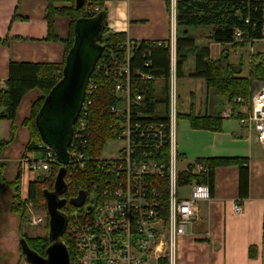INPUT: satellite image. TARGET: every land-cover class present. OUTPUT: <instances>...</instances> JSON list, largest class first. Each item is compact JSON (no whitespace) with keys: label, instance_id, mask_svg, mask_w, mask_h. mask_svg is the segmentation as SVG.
<instances>
[{"label":"trees","instance_id":"obj_1","mask_svg":"<svg viewBox=\"0 0 264 264\" xmlns=\"http://www.w3.org/2000/svg\"><path fill=\"white\" fill-rule=\"evenodd\" d=\"M108 0H49L45 19L48 22L50 40L63 41L54 32V23L57 15H67L71 19L69 37L64 40L65 59L73 45L75 36V24L83 17H95L103 15L104 28L101 35V42L104 46H113L119 54V61H126L127 55V36L123 32H115L109 28L107 22L108 10L105 3ZM176 75L182 77L184 65L189 56H194L195 65L189 74L193 78H202L208 87L214 89L215 93L221 97H226L235 106L236 97L249 98L251 96V86L253 81H264V55L261 52L250 53L249 70L247 76H242V62L235 66L229 61V55L222 50L218 59L210 56L209 41L221 45L231 44L232 46H246L254 44L253 41L264 39V0H177L176 1ZM236 29L242 31L240 41H235L234 32ZM198 30L207 31V35L201 37L197 35ZM199 39H206L208 42L198 44ZM132 46V56L130 58L131 71V95L141 94L145 98L147 109L154 111V103L159 99L167 107L168 101V76L170 71V51L169 47L161 42L142 40L134 41ZM9 43L8 38L0 39V44ZM65 59L61 63L46 62H17L13 61L9 66V78L6 80V87L0 89V119L12 121L13 136L9 140H0V180L3 186L0 188V231L4 223L5 206L9 207L12 214L20 218V235L23 245L45 257L48 246L52 243L49 237V214H47V233L44 236H28L22 233V224L26 216V203L21 198V177L19 172L14 179H7L4 170L8 167L3 158L4 151L10 147L17 139V118L25 99L33 92L40 95L32 103L31 112L24 119L22 125L30 130V139L26 145L25 153L38 152L39 143L42 142L36 118L44 103L45 98L51 89L60 80L65 66ZM138 71L154 75V79H146L138 75ZM95 80L96 89L90 96L92 99L89 107V129L85 132L86 146L78 147V143L73 140L69 147L72 155L76 148L82 151L86 157V168L84 170H74L67 167L66 179L71 182L68 185L63 197L67 203L63 211L68 216V227L62 240L67 244L70 254L73 252L74 239L69 233L71 226L72 212L79 206L75 200L81 193L85 194L88 200L93 191V184L103 181L104 171L102 170L103 161L99 158L107 143L117 139L122 129L116 124L118 115L113 112L112 107L116 106L119 100L115 92V85L118 77L106 75L104 71L98 72L97 69L92 74ZM163 79L166 89L163 97L156 95V81ZM167 115L151 116L145 120L155 121L157 119H167ZM178 118L189 121L193 129H204L210 131L222 130V118L219 116L196 115L191 104L187 114H178ZM167 149V148H166ZM164 148V152H166ZM94 159V160H93ZM203 161L208 172L200 180L207 183L210 194L214 190V169L219 166L235 165L239 168L240 188L248 181V159L241 156H216L197 160ZM61 165L54 164L51 172L42 178H37L29 183V199L37 207L47 211L46 194L55 189V181ZM192 165L187 166L186 171H181L178 177V184L184 185L191 182L194 175L191 174ZM158 188L161 190L162 205L166 206L168 195L167 181L162 179L157 181ZM3 195V196H2ZM7 198V200H6ZM5 199V200H4ZM48 213V212H47ZM1 236V235H0ZM20 246V252L26 258ZM157 264H169L164 257L159 258Z\"/></svg>","mask_w":264,"mask_h":264},{"label":"built area","instance_id":"obj_2","mask_svg":"<svg viewBox=\"0 0 264 264\" xmlns=\"http://www.w3.org/2000/svg\"><path fill=\"white\" fill-rule=\"evenodd\" d=\"M241 36L242 31L236 29L235 41H240ZM134 41L127 40L124 62L119 61V54L113 46L102 43L104 52L95 67L97 73L104 71L106 75L118 77L115 92L119 100L112 110L118 115L116 124L122 131L113 141L120 142L121 146L116 156L102 155L99 158L103 161L102 184L95 182L88 200L72 212L69 233L74 239V248L70 254L71 264H157L162 257L169 264H174L177 238L187 232L188 225L197 217L199 204L211 198L208 184L200 180L208 172L203 161L192 164L190 172L194 178L191 182L178 184L179 173L186 171L187 167L183 170L178 168L175 146L176 33L173 31L169 40L164 42L170 51L167 119L164 120H145L151 117L147 115L149 109L145 98L141 94L131 95L130 58ZM250 53H253L252 48ZM138 75L154 79V75L142 71H138ZM95 89V80L91 78L80 116L74 125L73 140L81 148L87 142L85 132L89 129L90 96ZM234 102L240 124L253 132L264 148V81L249 98L236 97ZM38 146L42 151L40 157L28 155L21 162L26 170L34 174L44 172L48 175L54 164L59 163L56 153L43 141ZM164 148H167L166 152ZM76 149L70 154L67 167L84 170L87 159L81 150ZM162 179H166L168 189L165 207L162 205L161 190L156 184ZM70 182L66 179L67 185ZM2 186L0 180V188ZM183 187H188L187 193L179 195L178 188ZM21 198L26 203L30 223L35 226L43 224L45 216L37 213V206L29 199V193L21 190ZM234 210L241 212L242 205L236 202Z\"/></svg>","mask_w":264,"mask_h":264},{"label":"crops","instance_id":"obj_3","mask_svg":"<svg viewBox=\"0 0 264 264\" xmlns=\"http://www.w3.org/2000/svg\"><path fill=\"white\" fill-rule=\"evenodd\" d=\"M176 1L108 0L105 6L108 10L109 28L115 32H123L128 39L135 41L167 42L172 32L176 33ZM48 4L49 0H0V39H9V43L0 44V89L6 87V80L10 75L9 66L13 61H64L66 47L63 41L69 37L71 19L67 15H57L54 32L63 41L48 39L49 27L45 19ZM263 41L264 39L258 41L257 45ZM197 42L204 44L208 40L200 39ZM217 45L223 48L229 44L209 41L212 59H218L221 54L222 48L217 50L216 56L213 55V49ZM194 65L195 60L191 68L187 72L183 71L184 75L180 77L184 80L180 87L188 93L177 115L187 114L192 104L196 115L221 117L222 130L193 129L188 120L177 117L175 146L178 160L185 164L179 169L183 170L195 161L208 157L241 156L248 159L249 173L247 184L240 188L237 166H219L214 169L213 194L209 201L199 204L197 217L188 225L187 232L177 238L174 264H262L264 148L257 142L255 134L240 124V116L234 111L235 106L226 97L217 95L213 88L206 85L204 79L189 76ZM185 74L189 77L184 78ZM247 75L248 71L244 67L242 76ZM165 89L164 83V92ZM27 98L16 120L17 139L3 153L2 160L9 164L4 170L7 179H10L11 161L18 160L21 155L41 156L38 152L25 153L30 130L22 122L32 103V99L29 101ZM3 110L0 109V112ZM178 119H181L180 124ZM12 136V121L0 119V140H9ZM20 172L21 190H24L25 178L30 183L35 179L30 174L34 173L26 170L21 161ZM26 188V193H29V184ZM236 202L242 205L239 213L234 210ZM0 264L29 262L26 258H20L11 246L4 245L0 240Z\"/></svg>","mask_w":264,"mask_h":264},{"label":"water","instance_id":"obj_4","mask_svg":"<svg viewBox=\"0 0 264 264\" xmlns=\"http://www.w3.org/2000/svg\"><path fill=\"white\" fill-rule=\"evenodd\" d=\"M103 23V15L77 20L74 42L66 55L62 77L45 98L36 118L42 141L55 151L61 167L55 189L46 194L49 237L52 241L46 256L39 255L20 242L29 264H71L69 248L62 240L68 227V216L63 211L67 199L62 195L68 188L66 174L74 125L80 116L91 76L104 52L101 42ZM84 201L83 193L75 200L79 206Z\"/></svg>","mask_w":264,"mask_h":264},{"label":"rangeland","instance_id":"obj_5","mask_svg":"<svg viewBox=\"0 0 264 264\" xmlns=\"http://www.w3.org/2000/svg\"><path fill=\"white\" fill-rule=\"evenodd\" d=\"M197 35L201 34L202 36H206L208 33L207 31L203 32V30H199L197 33ZM200 40V39H199ZM198 40V41H199ZM203 40V39H202ZM221 46H215L213 49V55L216 56L217 54V50L221 49ZM250 48L253 49V53L256 52H261L264 55V41L260 42L257 45V42H254V44H252V46L250 44L248 45H244V46H232L231 44L226 45L222 48V50L226 51L229 55V61L234 64L235 66H239L240 62H242V72L243 69L245 67L246 71L249 70V54H250ZM194 63V56H189L188 60L186 61L185 65H184V71L187 72L189 68H191L192 64ZM247 74V72H246ZM188 75L185 74L184 78H187ZM189 77V76H188ZM183 78H178L177 79V98H176V112H180V110L182 109L183 105H181L185 100H186V95H187V91H184L181 87L180 84L183 83ZM263 82V81H262ZM262 82H257V81H253L252 82V86H251V94L253 92V90L259 88V86L262 84ZM182 85V84H181ZM40 95L39 92H33L30 95H28L29 97L27 98L29 101H31L30 99H32V103L36 100V98ZM156 95L157 98L158 97H163L164 96V81L162 80H157L156 81ZM180 95V96H179ZM154 101V100H153ZM31 103V102H29ZM31 105L28 107L27 111L28 114L25 116V118H27L31 112ZM166 105L163 102L157 101L155 102V114L159 115V116H163L166 115ZM148 116L154 115V111L153 112H148L147 113ZM24 118V119H25ZM179 120V124L181 122V119ZM24 121V120H23ZM27 128V127H26ZM121 146V143L118 141H109L103 151V155L104 156H116L118 154V149ZM27 155H21L20 158L18 160H13L10 163V171H9V176L8 178L14 179L16 174H18L20 172V161L23 157H26ZM190 159V158H189ZM184 162H181L180 160H178L177 162V166L178 168L184 167ZM31 178H42L45 176L44 172H40L37 174H30ZM33 176V177H32ZM26 177V175H25ZM29 182L26 180H24V190L26 192V187L28 186ZM188 190V187H183V188H178V194L179 195H183L186 194ZM3 196V195H2ZM5 200V199H4ZM7 200V198H6ZM5 212H4V223L2 226V229L0 231V240L3 242L4 245L7 246H11L14 250V252H16L17 255L20 256V258H24L21 255L20 252V242H21V235H20V231H19V227H20V218L18 215L16 214H12L9 211V207L5 206ZM36 211L37 213L40 215L45 216V222L41 225H32L30 223V216H27V212H26V216L25 219L23 221L22 224V233H25L28 236H44L47 233L46 230V226H47V211L44 208L41 207H36ZM175 256H176V251H175Z\"/></svg>","mask_w":264,"mask_h":264},{"label":"flooded vegetation","instance_id":"obj_6","mask_svg":"<svg viewBox=\"0 0 264 264\" xmlns=\"http://www.w3.org/2000/svg\"><path fill=\"white\" fill-rule=\"evenodd\" d=\"M63 197V196H62ZM64 198V197H63Z\"/></svg>","mask_w":264,"mask_h":264}]
</instances>
